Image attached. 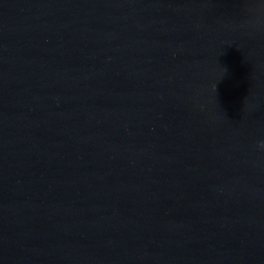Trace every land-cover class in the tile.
<instances>
[{
	"label": "water",
	"instance_id": "water-1",
	"mask_svg": "<svg viewBox=\"0 0 264 264\" xmlns=\"http://www.w3.org/2000/svg\"><path fill=\"white\" fill-rule=\"evenodd\" d=\"M0 264H264V0H0Z\"/></svg>",
	"mask_w": 264,
	"mask_h": 264
}]
</instances>
